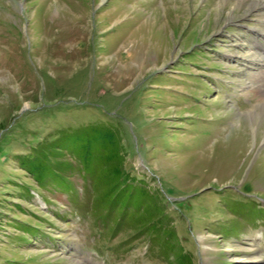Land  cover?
<instances>
[{
	"label": "rangeland",
	"instance_id": "obj_1",
	"mask_svg": "<svg viewBox=\"0 0 264 264\" xmlns=\"http://www.w3.org/2000/svg\"><path fill=\"white\" fill-rule=\"evenodd\" d=\"M238 2L0 0V264H264V15Z\"/></svg>",
	"mask_w": 264,
	"mask_h": 264
},
{
	"label": "trees",
	"instance_id": "obj_2",
	"mask_svg": "<svg viewBox=\"0 0 264 264\" xmlns=\"http://www.w3.org/2000/svg\"><path fill=\"white\" fill-rule=\"evenodd\" d=\"M71 144V141L69 139H64L63 141V146L65 147H69ZM29 167L34 166L33 163L28 164ZM72 167L67 165L66 167V171H69ZM65 180V179H64ZM67 190L66 191H73V185L70 183L69 186L67 185ZM72 194H75L76 192H70ZM98 193V192H97ZM129 199H131V197H129ZM94 210L95 212H98L99 210L105 211V215L103 216L102 213H99V215L101 216L100 219L107 222V221H113L114 222V226L112 228V234L113 235H117L118 233L123 231V227L125 226V223L123 222V218L125 216V211H115L114 207L113 208H107L102 200V196L99 194L95 196V204H94ZM131 227V229L133 230H137L138 233H141V235L145 234V231H140L138 226L135 223H132L131 225H129ZM154 227V225H153Z\"/></svg>",
	"mask_w": 264,
	"mask_h": 264
},
{
	"label": "bare ground",
	"instance_id": "obj_3",
	"mask_svg": "<svg viewBox=\"0 0 264 264\" xmlns=\"http://www.w3.org/2000/svg\"><path fill=\"white\" fill-rule=\"evenodd\" d=\"M244 1L246 2V0H239L238 6L244 3ZM248 2H249L248 8H250L251 14L262 12L261 15H264V0H248ZM235 5H237V3ZM262 18H264V16ZM262 51L263 54L260 55V57L264 61V49ZM263 66H264V62H263ZM251 85H253V87L251 88V92L252 93L254 92L257 95L259 101H261L258 105L256 104L257 106L253 108L252 113L256 117L264 116V69L261 70V72L259 73L257 72L256 74H253L251 79Z\"/></svg>",
	"mask_w": 264,
	"mask_h": 264
}]
</instances>
